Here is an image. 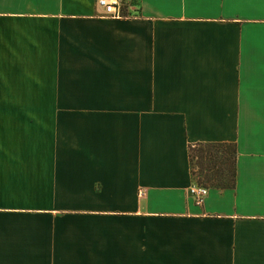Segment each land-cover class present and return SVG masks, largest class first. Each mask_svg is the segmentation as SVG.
I'll list each match as a JSON object with an SVG mask.
<instances>
[{
	"label": "crops",
	"instance_id": "obj_1",
	"mask_svg": "<svg viewBox=\"0 0 264 264\" xmlns=\"http://www.w3.org/2000/svg\"><path fill=\"white\" fill-rule=\"evenodd\" d=\"M125 12L0 0V264H264V0ZM201 142L236 172L197 204Z\"/></svg>",
	"mask_w": 264,
	"mask_h": 264
},
{
	"label": "trees",
	"instance_id": "obj_2",
	"mask_svg": "<svg viewBox=\"0 0 264 264\" xmlns=\"http://www.w3.org/2000/svg\"><path fill=\"white\" fill-rule=\"evenodd\" d=\"M198 148L200 158V167L204 171L205 181L195 180L196 184L205 185L207 187H234L236 172V155L237 149L235 143L230 142H201L189 145L190 163L192 166V151ZM229 163L230 167L227 166ZM215 169L214 171H212ZM191 174L194 177L192 168Z\"/></svg>",
	"mask_w": 264,
	"mask_h": 264
},
{
	"label": "built area",
	"instance_id": "obj_3",
	"mask_svg": "<svg viewBox=\"0 0 264 264\" xmlns=\"http://www.w3.org/2000/svg\"><path fill=\"white\" fill-rule=\"evenodd\" d=\"M97 4L101 6L105 12L104 15L111 16L113 18L122 17L127 15L125 12V6L127 0H96ZM209 187L205 185H193L189 188L190 194L194 197V200L197 204H201L204 200V197L207 193Z\"/></svg>",
	"mask_w": 264,
	"mask_h": 264
},
{
	"label": "rangeland",
	"instance_id": "obj_4",
	"mask_svg": "<svg viewBox=\"0 0 264 264\" xmlns=\"http://www.w3.org/2000/svg\"><path fill=\"white\" fill-rule=\"evenodd\" d=\"M42 102L37 103L36 107H42ZM192 168L194 170V177L195 180H199V181H205V177H204V171H202V168L200 167V158L198 157L199 151L198 148H193L192 151ZM228 167H230L229 163L227 164ZM215 169H213L212 171H214ZM201 185V184H200Z\"/></svg>",
	"mask_w": 264,
	"mask_h": 264
}]
</instances>
